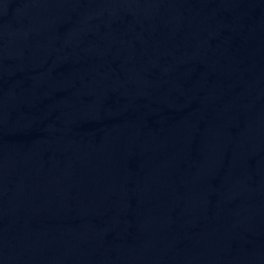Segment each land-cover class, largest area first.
<instances>
[{
    "label": "water",
    "instance_id": "water-1",
    "mask_svg": "<svg viewBox=\"0 0 264 264\" xmlns=\"http://www.w3.org/2000/svg\"><path fill=\"white\" fill-rule=\"evenodd\" d=\"M0 264H264V0H0Z\"/></svg>",
    "mask_w": 264,
    "mask_h": 264
}]
</instances>
